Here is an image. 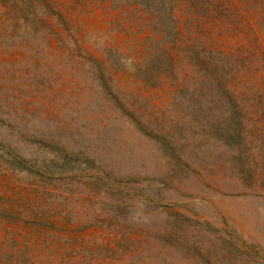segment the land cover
<instances>
[{
	"label": "rangeland",
	"instance_id": "obj_1",
	"mask_svg": "<svg viewBox=\"0 0 264 264\" xmlns=\"http://www.w3.org/2000/svg\"><path fill=\"white\" fill-rule=\"evenodd\" d=\"M0 264H264V0H0Z\"/></svg>",
	"mask_w": 264,
	"mask_h": 264
}]
</instances>
